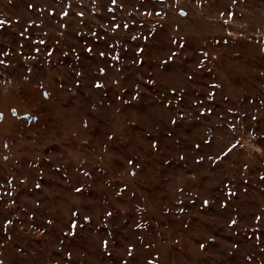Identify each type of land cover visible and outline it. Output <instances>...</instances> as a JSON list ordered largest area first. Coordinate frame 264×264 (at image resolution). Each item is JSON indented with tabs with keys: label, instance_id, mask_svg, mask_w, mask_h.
I'll return each instance as SVG.
<instances>
[{
	"label": "rangeland",
	"instance_id": "374dc122",
	"mask_svg": "<svg viewBox=\"0 0 264 264\" xmlns=\"http://www.w3.org/2000/svg\"><path fill=\"white\" fill-rule=\"evenodd\" d=\"M0 113V264H264V0H0Z\"/></svg>",
	"mask_w": 264,
	"mask_h": 264
},
{
	"label": "water",
	"instance_id": "95a60500",
	"mask_svg": "<svg viewBox=\"0 0 264 264\" xmlns=\"http://www.w3.org/2000/svg\"><path fill=\"white\" fill-rule=\"evenodd\" d=\"M12 113H13V114H16V110H12ZM2 117H3V116H2V114L0 113V121L2 120ZM23 117H24L25 119L29 120V121L31 120V117H30L29 115H24Z\"/></svg>",
	"mask_w": 264,
	"mask_h": 264
},
{
	"label": "snow or ice",
	"instance_id": "6c2138e0",
	"mask_svg": "<svg viewBox=\"0 0 264 264\" xmlns=\"http://www.w3.org/2000/svg\"><path fill=\"white\" fill-rule=\"evenodd\" d=\"M73 227H75V225H73Z\"/></svg>",
	"mask_w": 264,
	"mask_h": 264
}]
</instances>
